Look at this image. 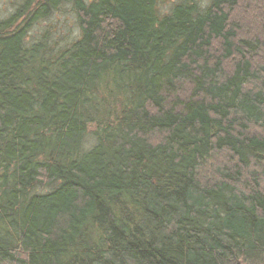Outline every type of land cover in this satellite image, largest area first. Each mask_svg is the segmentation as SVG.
I'll use <instances>...</instances> for the list:
<instances>
[{"label": "trees", "instance_id": "16d2710c", "mask_svg": "<svg viewBox=\"0 0 264 264\" xmlns=\"http://www.w3.org/2000/svg\"><path fill=\"white\" fill-rule=\"evenodd\" d=\"M167 1L0 24V264H264V0Z\"/></svg>", "mask_w": 264, "mask_h": 264}, {"label": "rangeland", "instance_id": "374dc122", "mask_svg": "<svg viewBox=\"0 0 264 264\" xmlns=\"http://www.w3.org/2000/svg\"><path fill=\"white\" fill-rule=\"evenodd\" d=\"M44 0H0V24L7 22L12 16L16 15L18 11L22 14L17 19V24L14 27L22 24L31 15L33 5L38 2L42 3ZM85 1V0H84ZM88 1V0H87ZM180 0L167 1L161 6L163 12H168L172 7L174 2ZM201 7L207 6L209 0H195ZM75 15V13H74ZM70 5L62 4L56 11L52 10L47 18L41 19L28 31L31 33L32 37H36L41 33H52L54 38L62 35V37H67V39H73L77 36L79 31L78 21L76 16H74Z\"/></svg>", "mask_w": 264, "mask_h": 264}]
</instances>
